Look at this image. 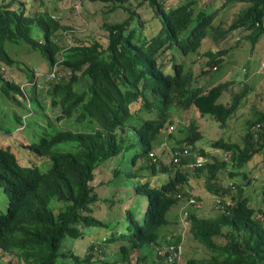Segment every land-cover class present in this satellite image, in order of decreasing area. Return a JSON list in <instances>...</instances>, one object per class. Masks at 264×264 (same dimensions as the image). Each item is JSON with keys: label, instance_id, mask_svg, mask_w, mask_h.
<instances>
[{"label": "trees", "instance_id": "obj_1", "mask_svg": "<svg viewBox=\"0 0 264 264\" xmlns=\"http://www.w3.org/2000/svg\"><path fill=\"white\" fill-rule=\"evenodd\" d=\"M85 1H74V13L76 9L81 13ZM90 1L105 3L110 11L120 7L128 12L120 22L103 21L105 44L96 38L89 43L80 40L71 25L51 13L46 0H0V109L2 103L20 107L13 115L0 110L4 117L10 116L0 121V130H25L28 113L41 128L36 142L26 138L21 145L33 155L30 164H21L9 146H0V191L8 195L6 211H0V262L6 258L8 264H141L150 255L145 247L153 245L162 264H264V207L256 208L239 194L217 197L221 209L212 217L185 210L189 232L209 250V258L182 263L179 236L165 233L159 242L158 235L170 207L192 197L187 195L191 176L205 174L206 189L221 195L236 186L231 181L226 186L220 181V186V170L231 177L235 168L256 156L255 165L264 164V110L244 120L239 141L219 134L212 141L216 153L211 157L195 146L202 137L195 121L188 123L183 139L172 133L187 111L209 115L219 130L226 128L247 85L237 89L231 78L203 86L199 78H209L210 72L222 67L230 48L218 43L232 46L227 44L231 32L245 31L243 39L252 47L264 35V0H175V4L136 0L152 9L151 31L139 14L125 6L128 0ZM228 2L239 5L234 15L225 26H213L215 13ZM66 36L72 38L69 45L63 43ZM206 43L210 48L204 49ZM19 46L37 52L50 73L41 77L19 59L18 51H13ZM14 69L25 74L26 85L8 77ZM38 78L46 82L44 90L37 87ZM29 89L34 90L33 108L27 103ZM46 106L60 109L58 122L94 125L89 130L60 128L51 123ZM165 132L176 145H164L156 152V141ZM194 152L205 159L203 165L191 168ZM108 162L115 165L105 184L126 187L118 200L130 201L120 216L108 212L118 200L102 197L95 188L97 172ZM247 177L244 174L243 181ZM99 204L104 205L102 215L95 214ZM86 236L95 239L83 255L72 248L63 250L66 241ZM171 244L177 254L168 262L159 251Z\"/></svg>", "mask_w": 264, "mask_h": 264}, {"label": "rangeland", "instance_id": "obj_2", "mask_svg": "<svg viewBox=\"0 0 264 264\" xmlns=\"http://www.w3.org/2000/svg\"><path fill=\"white\" fill-rule=\"evenodd\" d=\"M75 0H46L50 11L56 17H61V22L67 25H71L78 38L83 39L85 43H89L92 39H98L102 44L106 42V32L102 29L103 21L106 22H120L128 16V12L123 8L117 7L115 10L110 11L107 8L105 3L93 2L86 0L83 6L81 13L72 6ZM84 2V1H83ZM139 1L128 0V3L125 5L130 7L135 11L136 14H139L140 19L146 22L147 27L149 26L148 31H151L154 28L153 12L147 2H142L140 5ZM168 3L175 4V0H168ZM130 4V5H129ZM238 4L228 2L221 9H218L215 13L213 19V26L216 23L222 24L225 26L230 18L234 15L235 11L238 8ZM76 8L79 7L77 4ZM80 8V7H79ZM78 8V9H79ZM85 13V15L83 14ZM87 16V17H86ZM145 24V25H146ZM145 29V28H144ZM155 31V29H154ZM229 35L227 44L232 42V46L226 45V41H220L218 44L223 48H230V52L223 59L222 67L214 72H210L207 77L201 76L199 78V85L207 86L212 85L222 79H231L235 78V87L237 89L244 88L247 85V91L245 93V98L241 101L242 104L239 105L237 110L230 116L226 124V128H219L216 126L215 120L209 115L200 116L196 111H187L183 112L180 116V119H177L174 125L172 133L174 134L173 138L177 140L183 139L186 134V127L190 121H195L198 126V129L202 137L195 142V146L198 149H203L206 154L211 157L215 155V148H212V141L217 138L219 134H222V138L227 139L231 136L233 139L239 141V136L243 131L244 120L251 117V113L257 110H264V35L261 36L259 41L252 47L250 43L243 39L245 31L242 29L235 30ZM235 41L239 42L238 45H235ZM72 42V38L69 36L64 37V44L69 45ZM211 43H206L204 49L210 48ZM13 51H18L17 56L19 59L23 60L26 64L31 66L36 70L41 77L50 73L49 66L37 52L29 50L26 46L13 47ZM179 61L181 56L177 55ZM204 57H201L197 60V63L194 64V69L202 62ZM245 69V70H242ZM48 71V72H47ZM8 77L14 79L17 83L27 84V78L24 73L20 72L18 69L8 71ZM209 80V83L207 82ZM38 88L44 90L46 82L42 78H38ZM28 94L30 99L27 103L31 108L34 104V90L29 89ZM46 101H48L46 99ZM1 105V111L5 113L20 112V107H17L14 104H4ZM27 105V107L29 108ZM22 109V108H21ZM60 109L58 107L46 106V113L50 117L51 123L59 125L60 128L71 127L73 129H85L89 130L93 123L86 122L84 125H77L72 121L60 120L59 122L55 120V117L59 114ZM0 113V121H8V117H4ZM29 124L24 130L21 128H16L12 132L5 133V131L0 130V146L7 147L9 146L11 150L15 153L18 161L23 164H30L33 160L32 153L25 147L21 146L22 143H27V139H30V142H36L40 136V127L31 119V113H28ZM27 115V114H26ZM36 116V115H35ZM46 120V119H45ZM45 125V122H43ZM24 130V131H23ZM28 132L25 135L24 133ZM2 134V135H1ZM5 135V136H3ZM173 138H168V134L162 133L159 135L156 141V152L163 149L164 145L175 146L176 142ZM198 151V150H195ZM217 157V156H216ZM218 158V157H217ZM258 158L256 156L253 160L244 163L241 167L234 169V174L229 177L227 176L226 171L220 170L217 174L218 184L228 185L231 181L235 184L236 188L232 189L230 192L225 194L215 195L214 193L208 191L204 184L206 183L205 174H198L196 176H191L188 183V194L196 197L197 204L189 205L185 203L184 200H180L178 203L170 207L166 213L167 223L158 228L159 242L163 241V234H170L173 237L179 236L182 247V258L184 261L188 259H207L210 256L209 250L200 242L195 240L189 232V223L188 221L182 222L183 211L189 210L195 212L198 216L203 217H212L217 215L219 212L214 208V202L217 197L227 198L229 196L238 195L241 197L248 198L252 205L256 208L264 207V168L263 162L258 163L256 166L254 161ZM29 160V161H28ZM169 158L166 157L164 161H168ZM219 160V158H218ZM115 165L114 163H107L103 166V169L97 172L95 180V188L99 194L103 197L113 198L114 200L120 199L124 195V190L126 187L118 186H107L105 181L110 173L111 166ZM230 166L229 164L227 167ZM246 174L249 179V182L246 186H243V175ZM251 177V178H250ZM161 180H164L162 177ZM251 181V183H250ZM221 186V185H220ZM239 187V188H238ZM241 190V191H240ZM123 194V195H122ZM130 201L118 200L114 204L111 210H108L109 213H112L113 216H120L126 207L129 206ZM8 204V195L0 191V211L4 213L6 211ZM95 208V207H93ZM96 209V208H95ZM97 215H102L104 212V205L99 204L95 211ZM95 239V236H86L83 240H68L65 242L62 248L67 250L72 248L77 254L83 255L86 252L87 246ZM98 238H96L97 241ZM217 242H221V239H217ZM115 246V245H112ZM145 249L150 251L149 256L141 264H150L151 262L158 261L156 256V247L147 246ZM148 262V263H147ZM162 262V261H160ZM0 264H8L6 258L2 259ZM19 264H24L23 261H19ZM156 264H162L157 262Z\"/></svg>", "mask_w": 264, "mask_h": 264}, {"label": "clouds", "instance_id": "obj_3", "mask_svg": "<svg viewBox=\"0 0 264 264\" xmlns=\"http://www.w3.org/2000/svg\"><path fill=\"white\" fill-rule=\"evenodd\" d=\"M176 152H179V151H177L176 150ZM194 154H196L197 156H196V158H195V160L198 158V157H201L203 160L205 159V157H203L202 155H199L197 152H194ZM194 160V161H195ZM191 162H193V161H191ZM203 165V164H202ZM196 167H199V166H196ZM196 167H191V168H196ZM176 197L180 200V198H182V196L178 193V194H176ZM190 199H193L194 200V202H190L189 200ZM197 201L198 200H196V197L195 196H192V197H189L186 201H185V203H188L189 205H195V204H197ZM215 204H214V208L215 209H217V211H219V209H221V206L219 205V199L218 198H216L215 199V202H214ZM185 216H186V211H183V214H182V222L184 223V221H186V219H185ZM172 236V235H171ZM169 246H173V250H171V251H168V252H165V255L167 256L168 254H172L173 256H176V254H177V250H176V247L174 246V245H168V247ZM162 248L163 249H165L166 248V246H162ZM181 250H180V248L178 249V252H180ZM182 254V252H180V255ZM164 256V255H163ZM166 256H165V258L164 259H167L166 258ZM181 259H182V263H185V261L183 260V258H182V256H181ZM168 261V260H167Z\"/></svg>", "mask_w": 264, "mask_h": 264}, {"label": "built area", "instance_id": "obj_4", "mask_svg": "<svg viewBox=\"0 0 264 264\" xmlns=\"http://www.w3.org/2000/svg\"><path fill=\"white\" fill-rule=\"evenodd\" d=\"M202 161H203V159L201 157H198L195 161L189 163V167L201 166ZM189 201L194 202L193 199H190ZM173 249H174L173 246H169L168 248H165L163 251L160 250L159 253L164 254L165 252L171 251ZM166 258H167L168 262H172L174 259V256L172 254H168L166 256Z\"/></svg>", "mask_w": 264, "mask_h": 264}, {"label": "water", "instance_id": "obj_5", "mask_svg": "<svg viewBox=\"0 0 264 264\" xmlns=\"http://www.w3.org/2000/svg\"><path fill=\"white\" fill-rule=\"evenodd\" d=\"M248 182H249V179L246 178V179L243 181V186H246V185L248 184Z\"/></svg>", "mask_w": 264, "mask_h": 264}]
</instances>
